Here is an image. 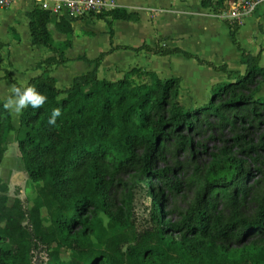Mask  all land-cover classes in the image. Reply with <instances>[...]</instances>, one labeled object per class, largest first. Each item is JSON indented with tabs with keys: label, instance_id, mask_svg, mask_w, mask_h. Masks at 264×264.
<instances>
[{
	"label": "trees",
	"instance_id": "trees-1",
	"mask_svg": "<svg viewBox=\"0 0 264 264\" xmlns=\"http://www.w3.org/2000/svg\"><path fill=\"white\" fill-rule=\"evenodd\" d=\"M236 1L200 0V6L220 15ZM27 17L31 45L44 47L57 58L38 64L41 74L28 82L47 99L40 108L22 110L18 130L0 103V164L7 136L14 132L23 172L37 187L29 205L15 198L9 206L8 187L0 181V264H65L60 258L62 249L81 264H264V194L254 199L255 218L241 217V207L254 189L239 187L248 171L228 149L212 154L195 202L180 221L170 222L163 212L166 190L173 188L167 169H161L155 173L161 183L158 189L153 191L147 184L150 226L132 238L125 233L109 235L133 226L131 194L119 202L113 195L123 169L142 162L139 175L148 176L150 161L166 146L172 143L183 151L192 148L190 135L201 125L200 117L235 124L249 116L254 120L264 112V99H256L264 84L260 66L264 48L256 55L246 52L236 38L238 25L225 22L245 67L234 79L224 65L215 67L177 48L143 45L135 49L162 57L182 54L228 76V82L216 86L207 104L185 109L178 101L179 78L161 80L155 73L133 68L115 82L99 79L96 69L104 54L92 62L94 70L58 90L50 70L64 64V52L71 43L56 45L47 26L54 21L58 32L70 35L71 23L38 8ZM96 19L105 21L112 37L113 21L137 22L139 16L116 7L99 13ZM56 107L61 115L55 125H49ZM247 148L253 151L251 144ZM140 150L143 158L138 157ZM216 192L229 208L228 217L210 197ZM248 231L259 232V240L241 242V235ZM36 251L45 252L46 258L36 259Z\"/></svg>",
	"mask_w": 264,
	"mask_h": 264
},
{
	"label": "crops",
	"instance_id": "crops-1",
	"mask_svg": "<svg viewBox=\"0 0 264 264\" xmlns=\"http://www.w3.org/2000/svg\"><path fill=\"white\" fill-rule=\"evenodd\" d=\"M107 1L110 2L111 9L123 7L129 12L137 13L139 20L137 22L113 21L112 37L109 35V28L105 21L96 18L71 23L70 35L58 32L54 21L47 26L56 45L66 41L71 43L64 52V64L54 66L50 70V76L54 78L55 87L58 90L69 87L75 77L94 70L95 65L92 62L102 54L104 56L98 64L96 74L99 79L111 82L118 81L131 69L138 68L155 73L161 80L179 78L180 91L184 92L188 88L191 97L195 98L196 95L202 94L204 100H207L209 95L207 92L212 89L215 82H209L202 88L195 89L193 87L195 82L190 85L187 82L190 80L188 79L189 70L204 71L205 75L215 81L217 79L214 86L224 83V80L228 82L227 75L226 79H222L223 72H216L208 66L200 65L195 59H187L182 54L162 57L135 50L143 45L177 48L198 59L210 62L215 67L222 65L226 67L222 59L228 64L227 59L222 58L219 65L213 57L222 54L223 45L219 35L229 36V29L219 15H214L209 9H203L200 6V0ZM32 9V4L26 1H19L8 8H0V103L2 104L10 95V86L13 85L6 75L20 86L25 82L28 84L31 79L41 74L38 64L48 58H57L56 54L46 48L31 45L27 15ZM86 21L89 22L87 27ZM94 22H101L104 26L101 25L99 30H96L93 28ZM247 24L251 28L248 34L243 32ZM238 28L236 38L241 48L255 55L254 47L264 45V0L238 25ZM98 35L104 40L101 47L95 44ZM245 41L247 46L243 44ZM203 47L206 49L202 50ZM263 58L264 52L261 54L260 63ZM236 62L238 66L243 67L244 72L245 67L241 64V58H237ZM226 70L228 71L227 67ZM163 74L166 75V79H163ZM198 84L196 83L197 86ZM7 111L13 128L18 130L20 116L13 119L11 111ZM9 139L17 148L14 132L7 136V143Z\"/></svg>",
	"mask_w": 264,
	"mask_h": 264
},
{
	"label": "rangeland",
	"instance_id": "rangeland-1",
	"mask_svg": "<svg viewBox=\"0 0 264 264\" xmlns=\"http://www.w3.org/2000/svg\"><path fill=\"white\" fill-rule=\"evenodd\" d=\"M225 11V10H223ZM226 22V19H222ZM101 22H94L93 28L99 30ZM89 26V22L86 21V27ZM251 28L247 24L243 30L248 34ZM95 44L100 47L104 44L102 36L98 35ZM223 47L219 55H215L213 58L221 65V59H227V63L222 59V63L226 65L228 71L231 72V78L234 79L236 74L242 75L243 67L237 65V58H239V52L231 44L229 36L226 34L219 35ZM243 42V40H242ZM247 46V41L243 43ZM191 46V45H185ZM262 45L254 47L253 54L261 49ZM206 48L203 47L202 50ZM252 54V53H251ZM260 66L264 68V58L261 60ZM188 71V69H187ZM163 79H166V75L163 74ZM222 79H226V74L222 73ZM188 85L195 82L194 88L200 89L207 83L217 82V79H212L210 76L205 75L204 71H188ZM227 83L226 80L223 81ZM196 83H199L197 86ZM212 86L211 90H207L209 93L207 100L203 99L202 94L196 95L195 98L191 97L188 93V88L182 92L179 89L178 101L185 108H201L211 98L212 92L216 86ZM211 86V85H210ZM190 88V86H188ZM181 88V87H180ZM211 88V87H209ZM207 96V94L205 95ZM256 99H264V84L261 87V91L256 95ZM201 125L194 129V133L191 134L192 148L188 147L185 151L177 149L174 144L166 146L160 153H156L153 159L150 161L148 167V176L139 175V170L142 167V162L134 164L133 167H126L123 169L117 179V187L114 189L113 195L116 201H120L127 193L132 196V209L134 212L133 226L128 230L116 229L110 232L109 235L125 233L128 237L150 226V197L148 195V185L150 189L156 191L161 185L155 179L156 171L161 169H167L169 181L173 188L171 192L166 190L165 202L162 205L163 212L166 218L170 222H177L181 220L183 214H185L191 206L194 204L197 197V193L202 185V178L208 164L212 158V154L220 153L224 149H228V152L243 161L244 168L248 173L244 175L239 187L252 186L254 189L252 195H248L247 200L241 207V217L253 220L257 215V204L254 199L257 196H263L264 194V112L260 113V116L254 120L249 116L243 121H238L235 124H226L219 122L215 117L208 116L204 118L200 117ZM236 136H241L240 140H235ZM11 139L8 140L7 150L5 156L0 164V181L5 183L8 187V205L10 206L15 198H19L24 206L29 205L30 199L37 191L35 184L28 181L26 174L23 172L22 164L20 161L18 149L12 145ZM253 146V151L248 152L247 145ZM138 157L143 158L142 150L137 152ZM140 155V156H139ZM162 155V156H161ZM162 157V158H161ZM256 182V183H255ZM251 196V197H250ZM254 196V197H253ZM211 199L218 204V208L225 216H229V208L222 201L220 195L215 193L211 194ZM250 197V199H249ZM41 215L46 219V212L42 210ZM244 233V232H242ZM259 232L248 231L241 235L240 240L245 244L250 242H256ZM234 245V243H230ZM35 258L38 260L45 259L46 253H35ZM60 258L65 264H81L75 260L71 253L62 249L60 251Z\"/></svg>",
	"mask_w": 264,
	"mask_h": 264
},
{
	"label": "built area",
	"instance_id": "built-area-1",
	"mask_svg": "<svg viewBox=\"0 0 264 264\" xmlns=\"http://www.w3.org/2000/svg\"><path fill=\"white\" fill-rule=\"evenodd\" d=\"M19 1L30 2L33 8H38L68 23L82 19H94L99 13L111 10V4L107 0H0V8L11 7ZM262 1L237 0L232 5L226 6L225 11L219 16L230 23L240 25Z\"/></svg>",
	"mask_w": 264,
	"mask_h": 264
},
{
	"label": "clouds",
	"instance_id": "clouds-1",
	"mask_svg": "<svg viewBox=\"0 0 264 264\" xmlns=\"http://www.w3.org/2000/svg\"><path fill=\"white\" fill-rule=\"evenodd\" d=\"M47 97L37 92V90L28 86L25 82L21 87L15 85L10 86V95L3 103V108L10 110L13 119L18 118L21 115L23 109L31 107L33 109L40 108L46 101ZM61 115V109L59 107L53 108L51 116L48 119L49 125H55L56 118Z\"/></svg>",
	"mask_w": 264,
	"mask_h": 264
}]
</instances>
